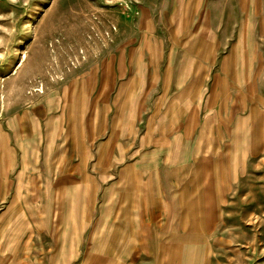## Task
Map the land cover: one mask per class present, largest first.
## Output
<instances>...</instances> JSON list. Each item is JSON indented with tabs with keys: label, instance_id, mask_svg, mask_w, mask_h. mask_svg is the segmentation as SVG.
I'll return each mask as SVG.
<instances>
[{
	"label": "crops",
	"instance_id": "obj_1",
	"mask_svg": "<svg viewBox=\"0 0 264 264\" xmlns=\"http://www.w3.org/2000/svg\"><path fill=\"white\" fill-rule=\"evenodd\" d=\"M253 65L248 44L169 40L85 79L65 149H41L52 139L28 134L38 127L25 112L20 134L0 123V241H64L37 227V215L70 213L65 201L82 198L83 241L105 246L101 264L187 262L182 248L204 241L236 176L264 148ZM45 196L67 200L45 206Z\"/></svg>",
	"mask_w": 264,
	"mask_h": 264
},
{
	"label": "rangeland",
	"instance_id": "obj_2",
	"mask_svg": "<svg viewBox=\"0 0 264 264\" xmlns=\"http://www.w3.org/2000/svg\"><path fill=\"white\" fill-rule=\"evenodd\" d=\"M194 35L251 46L264 92V0H0V123L20 134L16 121L25 112L38 127L28 134L52 139L41 149H65L72 113L84 108L85 79L99 77L105 63L111 72L122 58L138 62L149 45L183 44ZM236 178L204 241L182 248V264H264V148ZM64 200L45 196L41 204ZM65 204L70 213L36 221L48 237L59 232L64 241H0V264H101L105 246L101 251V241H83L82 198ZM74 228L77 241H66ZM53 254L60 260H51Z\"/></svg>",
	"mask_w": 264,
	"mask_h": 264
}]
</instances>
